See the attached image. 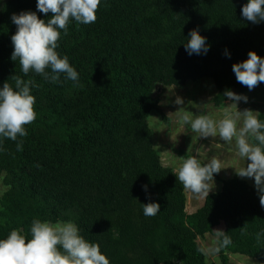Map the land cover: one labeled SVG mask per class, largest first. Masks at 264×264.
I'll list each match as a JSON object with an SVG mask.
<instances>
[{
    "label": "trees",
    "instance_id": "1",
    "mask_svg": "<svg viewBox=\"0 0 264 264\" xmlns=\"http://www.w3.org/2000/svg\"><path fill=\"white\" fill-rule=\"evenodd\" d=\"M246 2L102 0L94 23L71 21L67 35L61 32L57 51L78 71L74 84L63 74L60 83L34 72L24 76L19 61L11 60V17L37 11L36 0H0V86L14 87V75L37 85L36 119L25 126L27 136L18 137L23 150L5 139L0 151L7 186L0 197V238L12 229L27 236L34 218L71 221L99 244L110 264H216L208 262L198 238L223 226L232 243L217 244L221 264L230 263V253L264 264V236L257 239L264 207L257 189L238 176L224 180L189 214L186 189L162 163L149 122L160 108L154 96L159 85L212 80L217 106L227 101L226 90L249 91L232 66L249 51L264 58V22L242 17ZM37 15L47 22L53 14ZM193 29L206 37V55L185 51ZM258 85L264 88V82ZM258 116L264 120V113ZM149 202L161 206L152 217L142 211Z\"/></svg>",
    "mask_w": 264,
    "mask_h": 264
},
{
    "label": "clouds",
    "instance_id": "2",
    "mask_svg": "<svg viewBox=\"0 0 264 264\" xmlns=\"http://www.w3.org/2000/svg\"><path fill=\"white\" fill-rule=\"evenodd\" d=\"M102 0H36L37 11H21L13 14L11 22L16 25V32L11 36L13 52L11 60L19 61L21 72L27 76L34 72L52 83L64 79L79 83V73L61 56L57 49L61 32L67 35L71 21L88 25L97 19V10ZM37 12L53 15L47 20L40 19ZM241 15L253 24L264 22V0H247L241 9ZM184 44L189 56L206 55L209 51L206 37L197 29L189 32ZM230 58V53L225 50ZM232 70L239 83L253 90L264 82V58L255 51H249L248 58L235 63ZM14 87L5 82L0 86V151L3 141L10 139L16 143L17 151L23 150V140L27 136L26 125L36 119L35 96L32 88L37 87L34 80H24L14 75ZM224 97L228 104L219 119L204 113L194 115L191 111L179 108L175 113V122L181 127L190 128L199 138L218 137L227 145H234L236 156L245 163L233 167L240 177L254 178L260 204L264 207V120L259 119V112L245 109L239 111L240 101L247 103V97L226 90ZM176 105H182L183 99L177 97ZM196 107V105H193ZM196 155L183 159L175 170L177 180L195 194H206L214 187V174L226 167L220 155L200 158V149ZM246 161H250L246 164ZM148 192V185L142 186ZM143 215L152 217L160 212V204L149 202L142 204ZM218 243L221 248L232 241L224 231H218ZM264 236V230L257 239ZM30 237V238H29ZM0 264H110L109 258L102 253L99 244L86 240L79 227L71 221L51 222L34 218L27 236L21 230L12 229L6 237L0 238Z\"/></svg>",
    "mask_w": 264,
    "mask_h": 264
},
{
    "label": "rangeland",
    "instance_id": "3",
    "mask_svg": "<svg viewBox=\"0 0 264 264\" xmlns=\"http://www.w3.org/2000/svg\"><path fill=\"white\" fill-rule=\"evenodd\" d=\"M237 94V91H233ZM217 89L209 79H203L196 82H189L183 88L166 87L159 85L154 96L160 100V108L158 111L152 112L149 122L154 132V145L160 153L162 163L165 166L176 170L180 162L185 159L179 152H185L189 155H196V149H200L201 160L207 159L213 155L222 157L224 169L217 173L218 178L214 177V187L209 194L220 191L223 181L230 180L235 176L236 171L233 167L244 165V161L240 160L234 151V145H227L218 137L199 138L198 134L191 132L190 128L181 127L175 122V113L179 108L183 107L187 111H191L194 115L208 114L214 119L222 117L225 107L231 103L226 101L223 105L217 106L214 103V97ZM246 96L247 103L240 101L237 109L243 111L245 109L264 113V88L256 86L253 90L242 93ZM180 97L184 103L176 105L175 99ZM196 105V107H193ZM258 114V115H259ZM250 161H246V164ZM240 177V176H238ZM247 180L253 187L255 186L254 178L240 177ZM7 191L4 183V173L0 171V197ZM187 193V212L189 214L197 212L205 202L206 194H195L189 190ZM223 226L217 227L215 233H208L198 238V243L203 249L208 262L221 264L218 255V236L217 232L222 231ZM229 264H262L254 258L243 256L240 254H229Z\"/></svg>",
    "mask_w": 264,
    "mask_h": 264
}]
</instances>
